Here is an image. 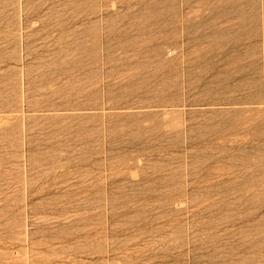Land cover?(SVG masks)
Segmentation results:
<instances>
[{
	"label": "rangeland",
	"instance_id": "obj_1",
	"mask_svg": "<svg viewBox=\"0 0 264 264\" xmlns=\"http://www.w3.org/2000/svg\"><path fill=\"white\" fill-rule=\"evenodd\" d=\"M0 264H264V0H0Z\"/></svg>",
	"mask_w": 264,
	"mask_h": 264
}]
</instances>
